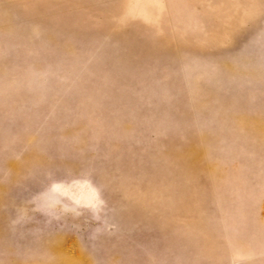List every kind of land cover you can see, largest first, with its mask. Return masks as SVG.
<instances>
[{
	"label": "rangeland",
	"instance_id": "1",
	"mask_svg": "<svg viewBox=\"0 0 264 264\" xmlns=\"http://www.w3.org/2000/svg\"><path fill=\"white\" fill-rule=\"evenodd\" d=\"M0 264H264V0H0Z\"/></svg>",
	"mask_w": 264,
	"mask_h": 264
}]
</instances>
